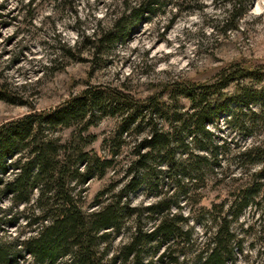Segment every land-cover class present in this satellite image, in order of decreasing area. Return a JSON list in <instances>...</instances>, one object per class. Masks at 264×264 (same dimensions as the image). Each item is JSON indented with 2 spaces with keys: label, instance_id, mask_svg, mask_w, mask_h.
<instances>
[{
  "label": "trees",
  "instance_id": "1",
  "mask_svg": "<svg viewBox=\"0 0 264 264\" xmlns=\"http://www.w3.org/2000/svg\"><path fill=\"white\" fill-rule=\"evenodd\" d=\"M250 1L234 2L228 20L242 19ZM163 2L142 0L139 5H127L126 12L111 28L88 38L92 56L106 53L126 36L127 19L152 14ZM181 98L191 103V109L180 106ZM0 100L32 106L1 82ZM231 104L237 105L238 113L233 116L241 115L243 126L247 121L264 125V66L235 62L212 81L174 80L143 99L120 87L90 84L52 109L32 110L2 123L0 264H20L21 260L27 264H155L154 258L147 256L162 246V261L169 258L170 264H192L189 258L180 260L179 252L193 245L194 225L189 224L188 215L172 208L181 194L193 198L198 181L214 169L212 159L200 154L211 152L217 159L219 146L212 142L207 124L219 115L229 114ZM255 105L259 109H254ZM101 116L119 117L117 128L104 140L110 157L90 148L94 141L90 130ZM64 128H73L67 140L58 136ZM199 133L210 135L205 137L208 143L200 142ZM132 136L140 140L135 146L137 158L128 166L125 182L117 190L116 182L99 190L93 204L96 207L85 208L82 185L113 170L122 143ZM239 159L259 167L251 173L252 182L230 191L232 199L225 212L213 215L214 229L207 227L205 233L210 234L196 254L200 264L233 261L241 241L232 222L264 191V147H250L239 154ZM10 168L16 172L8 179L3 175ZM158 173H166L178 191L147 205H133L130 193L145 183L151 184ZM6 200L10 206L3 204ZM20 205L25 208L19 209ZM14 208L16 211L10 212ZM147 214L156 218L150 228L145 226ZM21 217L25 219L22 233L8 236L7 227L17 224ZM131 218L134 229L130 240L117 255L108 257L109 241L122 232Z\"/></svg>",
  "mask_w": 264,
  "mask_h": 264
},
{
  "label": "rangeland",
  "instance_id": "2",
  "mask_svg": "<svg viewBox=\"0 0 264 264\" xmlns=\"http://www.w3.org/2000/svg\"><path fill=\"white\" fill-rule=\"evenodd\" d=\"M141 1L0 0V82L32 104L0 100V125L32 110L52 109L90 84L120 87L143 99L174 80L212 81L223 68L235 62L264 66V0H251L249 10L236 22L228 19L237 0H164L154 13L127 19L126 36L94 58L88 38L111 28L126 12L127 5H139ZM179 103L183 109H191L187 99L181 98ZM238 110L237 105L231 104L229 114L219 115L207 124L212 142L219 146L217 159L211 152L200 154L212 159L214 169L198 181L193 198L181 194L172 208L188 215L189 224L194 225V243L189 249L182 248L180 260L189 258L192 264H200L196 254L210 234L205 233L207 227L214 229L213 215L225 212L232 199L230 191L244 182H252L251 173L259 167L240 161L239 154L253 146L264 147V125L255 126L247 121L243 126L239 121L241 115L233 116ZM118 123L117 116H101L90 130L94 136L90 148L110 157V148L104 140ZM73 128L61 129L58 136L69 139ZM199 136L200 142L208 143L205 137L210 135L199 133ZM139 140V136L125 138L114 169L82 185L85 208L96 207L93 204L99 190L114 182L118 183L117 190L125 182L126 170L137 158L135 146ZM188 141L193 143L191 138ZM15 172L10 168L3 176L10 179ZM169 178L166 173L154 175L151 184L145 183L130 193L131 203L147 205L160 196H170L175 189L178 191ZM256 199L232 222L241 246L236 247L235 257L228 264H264V191ZM3 204L10 206V201ZM13 211L16 208L10 209ZM144 221L150 228L156 218L147 214ZM24 223L21 217L17 224L7 227L6 234H21ZM133 225L131 218L122 232L109 241L108 257L117 255L130 240ZM163 250L164 246L147 257L152 256L155 264H170L169 258L160 259ZM20 264L27 261L21 260Z\"/></svg>",
  "mask_w": 264,
  "mask_h": 264
}]
</instances>
